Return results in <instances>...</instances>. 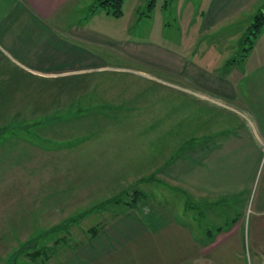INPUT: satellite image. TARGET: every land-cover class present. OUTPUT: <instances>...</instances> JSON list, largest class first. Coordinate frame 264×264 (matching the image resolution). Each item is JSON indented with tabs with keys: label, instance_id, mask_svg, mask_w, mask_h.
I'll list each match as a JSON object with an SVG mask.
<instances>
[{
	"label": "rangeland",
	"instance_id": "obj_1",
	"mask_svg": "<svg viewBox=\"0 0 264 264\" xmlns=\"http://www.w3.org/2000/svg\"><path fill=\"white\" fill-rule=\"evenodd\" d=\"M213 1L158 0L148 10L145 0H126L123 16L116 18L98 0H86L80 22L87 14L97 39L93 47L86 46L95 60L89 66L99 68L47 79V92H26L22 106L17 105L20 96L0 94L4 106L14 103L15 110L24 111H13L12 124L6 120L7 127L0 126V264H60L87 242L91 228L107 226L139 207L156 209L166 220L190 222L183 215L185 197L154 186L148 125L158 126L155 135L175 125L170 138L181 142L189 133L179 125L186 110L195 117L204 106L236 105L220 93L237 92L219 74L228 68H234L231 74L248 75L250 89L242 83L240 92H264V47L237 49L236 43L257 9L253 12L246 0L235 7V0H227V18ZM227 23L230 29L219 32ZM242 23L240 32L232 31ZM102 40V48L95 45ZM159 100L165 106L170 101L169 115L154 105ZM195 125L193 133L199 134V122ZM177 175L182 184V170ZM139 189L146 193V206L138 200L130 207L126 202ZM249 197L252 207L255 193ZM193 206L191 213L197 220L202 213L213 233L233 218L223 204L205 210ZM217 209L221 224L212 221ZM40 250L35 258L33 252Z\"/></svg>",
	"mask_w": 264,
	"mask_h": 264
},
{
	"label": "crops",
	"instance_id": "obj_2",
	"mask_svg": "<svg viewBox=\"0 0 264 264\" xmlns=\"http://www.w3.org/2000/svg\"><path fill=\"white\" fill-rule=\"evenodd\" d=\"M85 1L0 0L1 96H20L22 99L16 104L22 106L26 92H47L44 84L47 79L71 77L99 68L89 66L95 60H90L93 55L86 46L93 47L97 39L95 32H91L87 14L80 22L79 10ZM226 1L216 0V5H220L217 12L228 18L223 10ZM246 1V5L253 4V12L264 2ZM239 4L240 0H235L233 5ZM242 25L232 31L240 32ZM229 26L230 23L222 24L218 31L227 32ZM240 38L236 42L237 49L242 48ZM95 45L102 48L105 44ZM263 45L262 30L254 47L263 48ZM233 62L234 58L225 63ZM232 69L219 74L228 79L237 92L220 93L236 105L204 106L195 117L193 110H186L187 115L179 122V125L183 123L184 132H189L183 141L174 142V138H170L175 136V125L169 124L165 134L157 135L155 122L148 125L153 138L151 148L147 149L155 156L153 164H156L155 175H152L156 178L154 186H166L170 194L181 193L186 200L183 215L191 223L182 217L166 220L162 212L153 208L139 207V212L129 210L100 228L60 264H264V92H240L237 86L244 83L250 89V80L246 73L231 74ZM9 104L0 103L2 127H7L6 120L12 124L13 111L24 112L22 108L15 110L14 103ZM165 104L159 100L154 105L168 112L170 101H167L168 106ZM195 119L199 122V134L193 133L191 128L197 125ZM179 170L184 177L182 184L177 179ZM165 176L169 184L164 183ZM253 193L255 198L250 207L248 198ZM147 200L140 205L146 206ZM194 204H199L203 210V206L223 204L224 212H232L233 218L227 224L218 225L213 233L205 226L202 213L198 220L191 213ZM215 211L212 221L221 224L219 217L223 215L218 209Z\"/></svg>",
	"mask_w": 264,
	"mask_h": 264
},
{
	"label": "trees",
	"instance_id": "obj_3",
	"mask_svg": "<svg viewBox=\"0 0 264 264\" xmlns=\"http://www.w3.org/2000/svg\"><path fill=\"white\" fill-rule=\"evenodd\" d=\"M98 1H99L100 6H102L105 10L108 11L109 14H112L114 17L120 18L123 16L124 4L126 0H98ZM145 1H146V4H145L146 8L148 10H152L154 9L158 0H145ZM263 28H264V2L258 7L256 14L252 18V21L245 28L244 33L242 34L240 38L242 49H245V50L253 49ZM244 55L246 54H243L242 56ZM145 199H146V193L143 190H140V189L134 190L132 200H130L129 202H126V204H128L130 207L135 208L137 206L136 203L138 202V200L140 203L141 201H145ZM119 200L120 198L118 199V201ZM90 230L92 233L89 236V238L100 231V226L98 228L96 226V228H91ZM39 254L40 255L42 254L41 250L37 252H33L32 255L35 258H37Z\"/></svg>",
	"mask_w": 264,
	"mask_h": 264
}]
</instances>
